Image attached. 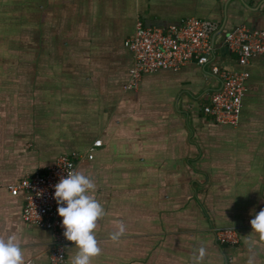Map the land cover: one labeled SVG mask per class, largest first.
I'll list each match as a JSON object with an SVG mask.
<instances>
[{
	"label": "crops",
	"instance_id": "obj_1",
	"mask_svg": "<svg viewBox=\"0 0 264 264\" xmlns=\"http://www.w3.org/2000/svg\"><path fill=\"white\" fill-rule=\"evenodd\" d=\"M190 18L219 25L212 63L124 90L137 20L165 28ZM239 25L264 28V0H0V236L15 231L25 264H50L53 235L23 219L24 193L8 189L62 154L86 156L77 170L107 213L92 264H192L202 245L204 264H246L250 220L264 209V56L240 64L224 44ZM213 65L250 73L237 127L203 112L220 87ZM117 221L126 232L113 243ZM221 228L238 229L240 243L218 244Z\"/></svg>",
	"mask_w": 264,
	"mask_h": 264
},
{
	"label": "built area",
	"instance_id": "obj_2",
	"mask_svg": "<svg viewBox=\"0 0 264 264\" xmlns=\"http://www.w3.org/2000/svg\"><path fill=\"white\" fill-rule=\"evenodd\" d=\"M218 31V23L211 20L190 18L179 26L160 28L146 27L138 19L134 36L125 42L133 54V67L124 90H137L143 76L149 73L160 70L181 72L194 62L202 66L210 65L214 53L210 38ZM224 44L238 56L240 64L247 68L253 58L264 56V28L239 25L225 35ZM212 71L220 78V87L211 95L209 103L203 106V112L217 123L237 127L250 73L247 69L235 72L217 65H213ZM102 141L97 140L89 148L87 159H93ZM85 159L86 156L80 154H62L46 170L27 175L8 189L13 195L19 191L24 193L22 216L26 222L52 232L50 264H67V249L71 243L63 235L62 217L58 215V205L53 199V186L61 176L66 177L67 172L77 170V165ZM216 238L222 246H236L240 243L236 228L217 229Z\"/></svg>",
	"mask_w": 264,
	"mask_h": 264
},
{
	"label": "clouds",
	"instance_id": "obj_3",
	"mask_svg": "<svg viewBox=\"0 0 264 264\" xmlns=\"http://www.w3.org/2000/svg\"><path fill=\"white\" fill-rule=\"evenodd\" d=\"M53 187V199L58 205V215L62 217L63 235L75 245L72 248L75 253L70 256L68 264H92V260L102 253L96 235L98 222L107 215L95 197L97 185L84 172L73 170L67 172L66 177L61 176ZM250 224L252 233L244 241L248 251L246 264H257L258 249L264 242V209L254 215ZM125 232V223L117 221L116 230L109 234V239L119 243ZM207 255L206 247L200 246L192 255V264H204ZM0 264H25V254L15 231L0 236Z\"/></svg>",
	"mask_w": 264,
	"mask_h": 264
}]
</instances>
